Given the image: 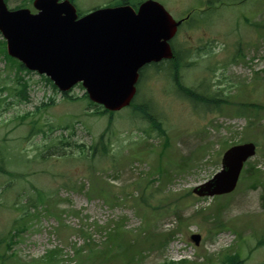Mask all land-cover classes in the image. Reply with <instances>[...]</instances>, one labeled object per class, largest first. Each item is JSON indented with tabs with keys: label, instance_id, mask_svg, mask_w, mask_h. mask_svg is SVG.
I'll return each mask as SVG.
<instances>
[{
	"label": "rangeland",
	"instance_id": "obj_1",
	"mask_svg": "<svg viewBox=\"0 0 264 264\" xmlns=\"http://www.w3.org/2000/svg\"><path fill=\"white\" fill-rule=\"evenodd\" d=\"M113 1L75 3L87 12ZM156 1L175 20L190 13L173 39L177 75L215 102H194L176 91L172 72L147 69L135 103L161 123L163 146L165 135L130 108L108 123L80 85L67 99L42 75L19 73L28 101L0 91V264H223L233 253L239 264H264V0ZM6 4L35 12L29 0ZM8 63L0 53V86L11 89L18 72ZM42 103L51 104L35 112ZM242 103L256 113L235 114ZM244 142L257 149L235 190L196 196L223 152Z\"/></svg>",
	"mask_w": 264,
	"mask_h": 264
},
{
	"label": "water",
	"instance_id": "obj_2",
	"mask_svg": "<svg viewBox=\"0 0 264 264\" xmlns=\"http://www.w3.org/2000/svg\"><path fill=\"white\" fill-rule=\"evenodd\" d=\"M33 7L37 12L8 10L0 0V32L7 53L27 69L47 76L61 91L81 82L90 100L110 111L129 105L143 65L172 57L168 41L181 23L153 0L140 4L137 12L122 5L81 17L69 0H33ZM254 154L253 142L229 147L221 169L193 192L230 193ZM191 238L198 244V234Z\"/></svg>",
	"mask_w": 264,
	"mask_h": 264
},
{
	"label": "trees",
	"instance_id": "obj_3",
	"mask_svg": "<svg viewBox=\"0 0 264 264\" xmlns=\"http://www.w3.org/2000/svg\"><path fill=\"white\" fill-rule=\"evenodd\" d=\"M29 1L31 2L32 0H29ZM71 1L76 5L75 0H71ZM142 1H144V0H115V1L111 2L110 5L130 4L132 6L137 7V5L139 3H141ZM77 11H78L79 14H82V11H80L79 9ZM190 21H191V19H189L188 22L190 23ZM0 53L5 58V60L7 62H9L8 63L9 65H10V63L15 64V66L17 68V72H18V74L15 76L16 77L15 78L16 85L13 88H11V89L9 87L5 86V85L0 86V91H8V90H11V91H13L16 94V96L20 100H22V101H28L29 100V96L27 94V87H28L27 85H28V83L26 82V80L23 77H21L19 75V73H21L23 71L24 72H27V73H30V71L26 70L25 67L20 62H18L16 59L10 57L7 54V52L5 50V42L1 38H0ZM181 65H182V61H180V59H178V57L176 55V57H174V60H173L172 64H170V67L167 69L168 74H169V72L170 73L172 72L173 79H174V82H175L176 87L178 89V92L181 93L183 96L191 99L194 102L204 103L207 106H210L212 103H214L215 102V99H213L212 97H210L206 93L202 92L200 89L193 90L190 87L183 86L180 83L177 74H178V70L180 69ZM153 66H162V65L153 64ZM162 67L165 68L166 66H162ZM143 71H144V68L140 72V77L141 78L143 77V75H142ZM41 77L43 79H45V81L49 82V84L53 87V89L57 90L56 87L53 85V83L48 78H46L44 76H41ZM141 78H140V81H141ZM63 96L66 97V98L68 97L69 99H72L66 93H63ZM83 96L85 98H88L85 93L83 94ZM221 101L227 102L225 99H221ZM50 102L52 103L53 100H51ZM51 103H42L39 107H36L35 112H38L39 113L40 110L45 109V107L46 106H49ZM88 103L96 109L95 114H107L109 116L108 123L111 122V119H112V117H113V115H114L115 112L108 111V110H106V109H104V108H102L100 106H97L96 104H94V103H92L90 101H88ZM246 104L247 103L240 104L238 106L239 108H237L235 110V114H237V115H245L246 112H250V113H253V114L256 113L255 111L253 112V111L247 110L246 109V106H247ZM251 106H255L258 109L263 108L262 105H254L253 104ZM128 108L131 109L132 115L133 114L138 115L139 117H141V119L146 120V121H148L151 124V128H149L148 131L156 130L160 134H164L165 133L164 130H163V128H162L161 123L158 122V121H156L155 118L153 117V115L147 111V106L145 104H140V105L139 104H136L135 103V100H134V101H132V103L129 105ZM30 115H29V113H26L24 115L19 116V118L23 119V118H26V117H28ZM36 123H37V120L36 121H33L32 120L31 121V126L32 125H35ZM30 131L31 132H34V131H38V130H34L33 128H31ZM100 142H102V140H100ZM167 144H168V138L165 135V141L163 143V146H166ZM99 146H100V151L102 153H106V150H107L106 145L103 144V143H99ZM250 172L252 173V175L259 174V171L252 170V167H251V171ZM259 180H260L259 178H255L252 184L255 185ZM92 190L93 191L98 190L100 194L101 193L104 194V190H100L99 187L95 188V186H92ZM141 201L143 203L145 202L144 197L141 198ZM116 226L117 227L114 229V231H115L114 234L112 233V234L109 235L110 239H112V240H114V239L116 240L120 236V233L122 231V229L120 227V224L117 223ZM54 255H55L54 252H50L49 255H48V258H52V257H54ZM184 264H186V262H184ZM223 264H239V259L237 258L236 253L235 254L228 255L227 258H226V261H223Z\"/></svg>",
	"mask_w": 264,
	"mask_h": 264
}]
</instances>
